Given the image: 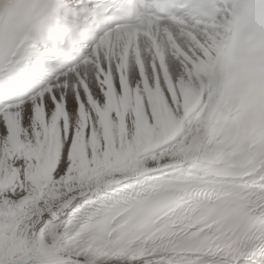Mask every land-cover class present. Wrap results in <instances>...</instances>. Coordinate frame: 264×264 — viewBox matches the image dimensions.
Returning a JSON list of instances; mask_svg holds the SVG:
<instances>
[{
  "label": "snow or ice",
  "instance_id": "obj_1",
  "mask_svg": "<svg viewBox=\"0 0 264 264\" xmlns=\"http://www.w3.org/2000/svg\"><path fill=\"white\" fill-rule=\"evenodd\" d=\"M0 264H264V0H0Z\"/></svg>",
  "mask_w": 264,
  "mask_h": 264
}]
</instances>
